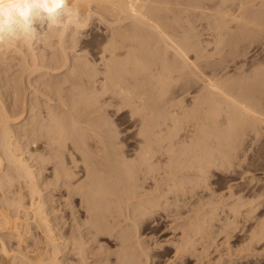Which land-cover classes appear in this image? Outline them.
<instances>
[{"label":"bare ground","instance_id":"6f19581e","mask_svg":"<svg viewBox=\"0 0 264 264\" xmlns=\"http://www.w3.org/2000/svg\"><path fill=\"white\" fill-rule=\"evenodd\" d=\"M193 1L75 0L85 15L82 28L94 3L95 15L110 29L102 68L76 52L84 36L73 30L50 44L12 45L0 56V90L11 108L0 93V264H66L69 255L82 256V264L93 256L86 264H181L186 255L195 264H214V255L220 261L236 255L230 244L238 232L245 234L240 249L246 256L264 244V179L257 182L246 169L240 178L247 184L226 181L227 194L220 195L211 182L214 170L233 173L249 134L262 131L264 73L258 69L253 80L244 75L237 83L232 74L205 75L209 51L186 13L214 0ZM229 1L209 9L220 13H212L214 27L226 34L235 29L232 14L221 8ZM234 1L239 15L233 18L252 14L247 7L255 0ZM238 30L241 37L246 33ZM236 33L230 35L239 43ZM194 87L199 91L191 96ZM111 107L127 114V136ZM50 186L60 191L57 199L43 196ZM63 209L83 212L84 220L67 230L59 222L58 235L49 215ZM160 211L172 218L168 229L178 236L151 245L141 229L156 224ZM100 237L113 240L115 250L100 255ZM171 251L173 258L162 262Z\"/></svg>","mask_w":264,"mask_h":264},{"label":"rangeland","instance_id":"374dc122","mask_svg":"<svg viewBox=\"0 0 264 264\" xmlns=\"http://www.w3.org/2000/svg\"><path fill=\"white\" fill-rule=\"evenodd\" d=\"M181 1H182V3H181ZM186 1H187V3H186ZM248 1L252 2V0H246V2H248ZM179 2L181 5L183 4L182 6H184V3L187 5L194 3L193 0H184V1L179 0ZM217 2H218V0H214V2H208L207 1L205 3V6L207 8L209 7L208 9L206 7H204L203 10H194V9L190 8L189 10L187 9V13H186L187 16L190 17V19L192 18L191 19L192 21H191L188 17L189 21L191 22V25H194L193 26V33L196 35V37L198 39L200 37V39L202 41L200 39H199V41L202 42L203 46L205 44L206 47L205 46L204 47L206 49H208V51H209L207 53H209L212 56L211 57L209 54H207V58H205V60L209 59L208 60L209 65L205 64V66H203V69L201 68V70H203V71L205 70V75L207 74L208 76H210V75L212 76L213 72L216 71L217 73L216 72L215 73L220 78H223L224 76L227 77L228 75L230 76L232 74L234 77L233 79H234L235 83H237L238 81L240 82L246 76L249 77V79L253 80L256 77V71H257V73H260L262 71V73H260L261 75L264 73V34H263L264 33L263 32V30H264L263 29L264 19H261L264 15L261 13V15H262L261 18H260L261 15H258L260 11L261 12H262V10L264 11V8H263L264 6L262 7V5L264 4L262 2H264V1L255 0L254 2H252L251 4H253V5H250L249 7H247V9H251V10H253V12L250 10L252 12V14H249V13H247V10H246L244 13L245 14L244 15L245 20L244 19L240 20L239 18H238L239 20H237V19H235L236 17H234V18L232 17V16L239 15V11H237L238 5H236L237 1L230 0L229 1V2H231L230 5L228 2L226 4L227 6L226 5L221 6V8H223L224 11L226 10L227 13L232 14V15L228 14L229 16H231L230 17L231 20H233L232 21L233 24L231 23L230 26L232 28H235V29L232 30L234 32H230V33H236V31H238L236 33L238 35L237 37L242 39V40H239V43L236 40L233 41L234 39H236L235 34H233L234 36L230 35V33L226 34V32H228L229 30L224 28L225 29V31H224V29L221 30L220 28H218V30L219 29L221 30V31L220 30L218 31L217 28L214 27L215 19L213 17L214 16L213 14H215V13H216L215 15L219 14L216 17V18H219L220 13H218V11L217 12L214 11V13H213V11H211V10L214 9V8L212 9V7H214L216 5L215 3H217ZM220 2H221V0H219L218 6L223 4V3L221 4ZM232 3H234L235 5ZM225 6L227 7V9H225L226 8ZM210 7H211V10H209ZM260 7L262 9H260ZM236 8H237V10H236ZM90 9L91 10L88 11V13H87V15H89V17H90L89 19H87V20H89V24L86 27L82 28V31L79 32V33L83 34L84 37H81L82 39L80 41V45L75 50H76V52L79 51L77 53H80V51H82L87 56H90L89 58L91 60H94L96 62V64L99 65L100 64V57H101L100 55H102V51L105 50L104 48H106V46H107L108 31L110 29L108 28L106 22L104 23V21H101V19L95 15V12L97 11V9H95L94 3H92L90 5ZM230 11L234 12V14L232 12L230 13ZM201 12H202L203 16L201 15ZM210 13H211L212 17L209 16ZM246 13L248 16L246 15ZM254 14L258 15L257 16L258 18L256 17L255 21H257L259 19L261 22V23L259 22L260 25H258L257 28L253 27V23L255 21H254V19L250 18V17H254L255 16ZM84 17H85V15H84ZM84 17L81 16L82 19ZM231 20L229 22H231ZM239 21H241V22H239ZM248 21L250 23H248ZM251 21H254V22H251ZM210 23H213V24L210 25ZM260 26H261L260 29L262 30V32L261 31H259V32L255 31ZM209 27H214V29L215 28L216 29L212 30V28L210 29ZM195 29H196V31H195ZM238 29H241L242 31H246L247 34L245 33L241 37ZM248 29L251 31H249ZM251 32H253V33L256 32V33H254L256 35H254V34L251 35ZM69 33H72L71 30H69L67 34H69ZM218 33H220V34L222 33V34L218 35ZM228 34H229V36H228ZM217 35L219 37H217ZM222 35H226L227 38L225 36L222 37ZM255 36H257V37H255ZM220 37L222 38V41H223L221 43H220V41H221ZM228 37L230 40L228 39ZM232 37H234V38H232ZM244 37H246V38L243 39ZM215 39L218 40V42H217V44L219 43L218 45H216ZM205 40H206V42H205ZM203 42H205V43H203ZM233 42L235 45H233ZM235 42H237V43H235ZM222 43H223V45H222ZM207 44H208V46H207ZM216 49H217L218 53L216 52ZM214 50H215V52H213ZM70 52H71V55H74L73 50H70ZM212 54H214V55H212ZM208 55L210 58L208 57ZM192 57H194V53H190V58H192ZM6 62L7 61H5V63ZM210 62H211V65H210ZM217 63H218V65H216ZM6 65H7V63H6ZM98 67L102 68V65H99ZM0 68H1L0 70H2L3 67H0ZM258 69L261 71H258ZM11 72L10 71L7 72V74L9 73L8 76H10ZM232 75H231V77H232ZM244 75H246V76H244ZM253 75L255 77H253ZM98 79L102 80V77L100 76ZM100 80H99V82H100ZM1 91H3V90H0V93H1ZM197 91H199V88H196V87L192 88L191 89V93H192L191 96H194ZM1 97H2V100H4V104L6 105V107L8 109H11L10 103L6 99L5 92L1 93ZM189 99L191 100V97ZM189 99H187V101ZM104 100H107V95L104 97ZM190 102H188V103L191 104ZM114 109H115L114 107H111V108H109L108 111H109L110 115L112 116V118L114 119L116 126L119 129V131H121L122 133L124 132L123 135L127 136V133H129L128 130H130L131 122L128 121V116L126 113L116 114L114 112ZM223 123L226 124L225 126H227L226 119H224ZM262 126H263L262 131L260 130V132H259V134H257V136L254 133H250L249 136L247 137V142L245 143L246 144L245 149H247L245 151H247V152L246 153L244 152L245 158L242 161V164L235 168V171L233 173L224 172V171L218 172L217 170L213 171V174H212L213 176H212L211 182L214 183L215 188L221 189V190L223 189L222 191L217 190V191H219V192H217L219 195H220V193L221 194H227V191H226L227 188L225 187L226 181L227 182L230 181V182H228V185L232 184L235 187L236 186L237 187L238 186L243 187V185L247 182L246 180L248 178L247 179L240 178L241 177L240 174L246 169L250 170V172H251L250 176H252L253 178H256L255 180L257 182L260 179H264V125H262ZM245 154H247V155H245ZM256 181H253V183L250 185V190L255 189L253 187L257 186V185H255V184H257ZM223 184H224L223 187H225L226 189L221 187ZM53 188H55V187L50 186L49 188H44V190L42 191L43 196L46 198L50 194H52V195H54V199H57L60 195V191L55 190ZM238 190H234V191H238ZM247 191H249V190H247ZM247 191H245V193H247ZM239 192L237 193V196H239V194L240 195L244 194L243 196H245L244 191L243 192L239 191ZM245 200H247V198ZM25 202L28 205V200H26ZM53 204L58 206L60 204V202L53 203ZM50 205H52V204L50 202H48V206H50ZM172 208L173 207H171V210H173ZM49 216H50L49 218H51V220L53 222L55 221L57 223V224L56 223H53V224L55 225V231L57 230L56 233L58 235L60 234L59 233L60 228H58V225L60 227L62 225L65 226L63 230H67V229H69V227L71 225H74L78 219L84 220L83 212H78L76 214H72V212L70 210H67V209H63L62 211H55V212L51 213ZM157 216L159 218H157ZM157 216L155 217V219H156L155 223L156 224L148 222V224L143 226L141 229V234L143 233L141 236L142 240L146 241L148 244H151V245H153V243H160V242L163 243V242L168 241L170 239H174L176 236H178V233L174 234L172 231H170V228L168 229V227H169L168 225L171 224L170 222H172V218H170L171 221L169 220V218H167V212L160 211L159 215H157ZM54 218H58V220L56 221ZM74 220H76V221H74ZM56 228H58V229H56ZM83 233H85V231ZM238 233L235 234L236 236L234 237V239L231 240V244H230V247L233 246V249H231V250H236V251H233V253L236 255H234L232 257H226V258H224L223 261L217 260V257H216L217 255H214L213 259H212V261L216 262L214 264H224L229 259L231 260V262L233 264H246L247 261H251L252 264H264V244L256 246L255 251L253 253L251 252L250 257L246 256V255H244V252L241 251L242 249H240V247L243 246L245 234L243 232H238ZM5 235H6V232L1 233V237L2 236L5 237ZM99 240H100V245L102 247H104V252L101 253L100 255L105 256L108 253H111V252H113V250H115L116 244H115V242H113V240L107 239V237H100ZM88 245L93 246V243H90ZM10 246L12 247L13 243ZM146 246H148V245H146ZM93 248H94V246L92 247V249ZM236 252H238V253H236ZM63 253H66V251H64ZM93 257L94 258L90 257L87 261L85 260V264L87 262L90 263V262L94 261L96 259V257L95 256H93ZM66 258L69 260L68 263H66V264H82L80 261H77L78 259H82L83 258L82 256L69 255ZM172 258H173V252L171 251V252H168L166 254L165 258L162 259V262H166L167 259H172ZM184 259H185L184 262H182L181 264H195L193 258L191 259L189 257V255H186L184 257Z\"/></svg>","mask_w":264,"mask_h":264},{"label":"clouds","instance_id":"9594fccd","mask_svg":"<svg viewBox=\"0 0 264 264\" xmlns=\"http://www.w3.org/2000/svg\"><path fill=\"white\" fill-rule=\"evenodd\" d=\"M82 26L75 0H0V56L12 45L50 44Z\"/></svg>","mask_w":264,"mask_h":264}]
</instances>
